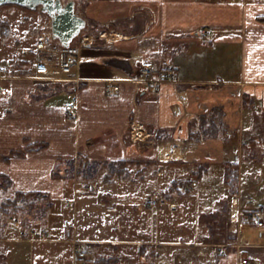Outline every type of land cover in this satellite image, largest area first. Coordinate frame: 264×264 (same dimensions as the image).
Here are the masks:
<instances>
[{
	"label": "crops",
	"instance_id": "obj_1",
	"mask_svg": "<svg viewBox=\"0 0 264 264\" xmlns=\"http://www.w3.org/2000/svg\"><path fill=\"white\" fill-rule=\"evenodd\" d=\"M81 8L77 14L87 26H114L124 40L85 45L94 49L78 82L39 78L36 60L31 69H7L0 78V189L7 200L25 192L62 202L70 186L61 171L80 162L137 157L141 150L128 137L135 121L151 140L157 133L193 143L181 161L209 162L212 182L217 176L233 185L235 178L227 228L238 232V241L217 245L226 248L232 264L244 257L264 264V226L249 217L264 208V0H85ZM143 63L154 64L158 74L172 67L177 81L156 90L138 86L134 79ZM110 80L122 81L117 96L107 92ZM74 98L78 108L71 117ZM160 149L159 158L169 159ZM135 181L111 177L104 183L101 216L121 207L132 219L149 218L151 228H166L161 213L167 210L138 206ZM228 199H213L216 209H224Z\"/></svg>",
	"mask_w": 264,
	"mask_h": 264
},
{
	"label": "rangeland",
	"instance_id": "obj_2",
	"mask_svg": "<svg viewBox=\"0 0 264 264\" xmlns=\"http://www.w3.org/2000/svg\"><path fill=\"white\" fill-rule=\"evenodd\" d=\"M76 1V12L82 13L85 0ZM51 29L50 15L40 6L0 4V66L16 74L31 69L35 63L37 35L42 30ZM116 31L108 24L92 25L88 22L81 35L73 39V43L82 40L79 36L85 40L80 67L89 65L94 49L92 46L89 51L85 45H115L118 40H124ZM25 48L30 53H22ZM44 79L75 81L59 74ZM140 86L148 88L143 84ZM128 137L133 146L141 150L137 157L107 163L98 160L87 165L80 162L73 169L61 171L70 186L69 194L62 202L28 195L17 197L16 204L8 205V193L0 189V264H63L73 255L74 240L101 233L107 235L105 240L82 239L88 242L91 253L87 264H232L227 252L224 253L226 248L217 245L221 241L233 244L238 241V232L227 228L231 222L227 216L233 200L232 185L220 183L223 179L217 176L212 182L209 162L199 166L181 161L194 147L193 143H187L189 140L180 137L164 139L157 133L153 135L154 140L152 137L135 140L131 130ZM169 144L173 150L180 147L182 155L160 159V146ZM163 171H167V177L163 176ZM111 177L136 178L139 187L136 185L138 189L136 186L135 189L140 194L138 206L145 212L150 199L174 198L178 204L176 209H162L167 210L161 213L166 228H151L149 218L132 219L121 207L101 216L103 209L99 207L98 197L104 183H110ZM192 181L196 183L192 185ZM82 182L88 186L83 187ZM91 185L95 188L91 189ZM217 197L229 198L222 210L215 207L213 199ZM10 216L17 218V223L9 222ZM32 230L37 234L33 236ZM42 230L47 231L46 237L41 235ZM130 236L138 239L131 240ZM220 248L225 249L221 251Z\"/></svg>",
	"mask_w": 264,
	"mask_h": 264
},
{
	"label": "built area",
	"instance_id": "obj_3",
	"mask_svg": "<svg viewBox=\"0 0 264 264\" xmlns=\"http://www.w3.org/2000/svg\"><path fill=\"white\" fill-rule=\"evenodd\" d=\"M84 44L85 40L82 38L80 44H72L68 46L60 45L53 39L50 31H40L34 48L38 77L53 78L54 74H59L66 78H73L78 81L79 78L77 74L80 69V53L81 47ZM23 53L28 54L30 53V50L25 48L23 49ZM156 69L157 68L154 64L145 63L134 79L137 85L140 86L143 84L149 89L156 90L164 82L177 81L175 78V71L172 67L167 66L163 68L159 71V74ZM6 75L7 69L5 67H0V78L5 77ZM121 82L122 81L119 80H111L107 87L109 94L117 96L120 91ZM77 104V98H74L68 111L71 117H74L77 114ZM131 133L132 138L135 140H144L151 136L148 129H146L141 123L135 121L132 123ZM195 183V181H192V185ZM82 186L87 187L88 184L82 182ZM94 188L95 185H91V189ZM148 205L154 212L163 208L176 209L178 207L177 201L174 198L164 196L150 199ZM249 217L258 226H264V208L253 210L250 212ZM36 234V232H33V236ZM41 235L46 237L47 232L43 230ZM88 247V242L85 240H74L73 255L70 260H67L63 264H87L91 260V253L89 252ZM239 264H256V262L251 260L250 257H244L240 260Z\"/></svg>",
	"mask_w": 264,
	"mask_h": 264
},
{
	"label": "water",
	"instance_id": "obj_4",
	"mask_svg": "<svg viewBox=\"0 0 264 264\" xmlns=\"http://www.w3.org/2000/svg\"><path fill=\"white\" fill-rule=\"evenodd\" d=\"M16 3L36 8L42 4V10L52 17V34L62 45L68 46L86 26V20L76 12L75 0L63 4V0H0V4Z\"/></svg>",
	"mask_w": 264,
	"mask_h": 264
},
{
	"label": "trees",
	"instance_id": "obj_5",
	"mask_svg": "<svg viewBox=\"0 0 264 264\" xmlns=\"http://www.w3.org/2000/svg\"><path fill=\"white\" fill-rule=\"evenodd\" d=\"M125 162V161H124ZM73 169V168H72ZM229 174V177H232V173H228ZM73 175H74V173H73ZM72 178H73V176H72ZM235 178H233V179H231V183L233 184L232 185V192H234V191H236V183H235ZM233 186H234V188H233ZM30 193H25V192H21V193H19L18 194V197H25V196H28ZM30 195H35V196H39L40 198L43 196V194H41V193H31ZM23 199H25V198H23ZM18 199H17V197L16 198H13V199H8V205H14V204H16V201H17Z\"/></svg>",
	"mask_w": 264,
	"mask_h": 264
},
{
	"label": "bare ground",
	"instance_id": "obj_6",
	"mask_svg": "<svg viewBox=\"0 0 264 264\" xmlns=\"http://www.w3.org/2000/svg\"><path fill=\"white\" fill-rule=\"evenodd\" d=\"M178 148H180V147H177V148L175 147V149H178ZM172 150L173 149L170 148V144L169 145L161 146V149H160L161 156L162 157H165V158H168V157H171V156H175L176 153H173ZM177 154L181 156L182 155V151H180V149H179L178 152H177Z\"/></svg>",
	"mask_w": 264,
	"mask_h": 264
},
{
	"label": "flooded vegetation",
	"instance_id": "obj_7",
	"mask_svg": "<svg viewBox=\"0 0 264 264\" xmlns=\"http://www.w3.org/2000/svg\"><path fill=\"white\" fill-rule=\"evenodd\" d=\"M66 3H67V2H64V1H63V4H66ZM5 4H6V3H5ZM7 4H8V3H7ZM9 4H10V3H9ZM13 4H14V3H13ZM25 6H26V5H25ZM39 6H40V8L42 9V4H40ZM27 7H28V6H27ZM29 8H31V7H29ZM45 12H46V11H45ZM47 13H48V12H47ZM48 14H49V13H48ZM49 15H50V14H49ZM50 18H51V20H52L51 15H50Z\"/></svg>",
	"mask_w": 264,
	"mask_h": 264
}]
</instances>
